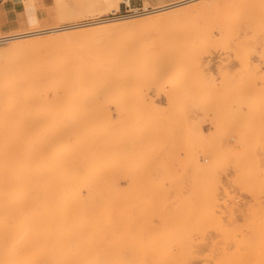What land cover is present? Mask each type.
Segmentation results:
<instances>
[{
    "label": "rangeland",
    "instance_id": "374dc122",
    "mask_svg": "<svg viewBox=\"0 0 264 264\" xmlns=\"http://www.w3.org/2000/svg\"><path fill=\"white\" fill-rule=\"evenodd\" d=\"M177 1H181V0H128V1L41 0L40 4L35 7L33 22L30 23L29 26L27 27L12 31L15 33V32L29 31L31 28L34 30L37 28L39 29L50 28L54 26L78 25V24L88 23V21L91 22L92 20L95 19L107 18V17L108 18L121 17L120 18L121 20L136 21V23L131 24L130 27H128L130 24L126 27H122L125 31L128 30L129 28L130 29L138 28V27L140 28V26H144L143 25L144 23H148L150 20H154V17L156 16L164 17L165 15L172 16L176 14L177 16H181V14L180 15L178 14L182 13L183 15L185 13H192L194 10L200 9V5L201 6L211 5L214 7L217 6L218 8L221 7L220 11L218 9H215L218 13L208 12L206 13V15L204 14L205 16L202 15L204 16L203 20L205 22L207 21L206 23H208L212 32L214 33L213 34L211 32L214 37L213 36L212 38L207 37L209 35L211 36V34L207 33L210 32L209 27H206L208 28L207 32H205L206 28H204L205 31L202 29L203 34L204 32L205 34L207 33V36L204 34L205 35L204 37L203 36L201 37L202 30L196 31V35L195 34L193 35L190 30L188 32H186L187 30H184L186 33L190 32L192 37L193 36L196 37L197 35L198 37L200 36L199 38L200 41H197L198 40L197 37L196 38L184 37L185 40L187 39V41L189 40V42H191L190 47L186 46L188 45V43H186L185 41L183 42L185 44L186 49H188L189 47L188 49L189 51L188 50L185 51V48H183V54L185 51L187 52L186 53L187 56L183 55L182 53L180 54L179 50L181 49L179 50L174 49L173 46L176 45L170 46L171 44L170 39L172 40L174 38L172 36H175L176 34L179 35L178 32L176 34H173L175 32L172 31V33L170 34L171 31H169L170 29L167 28V29H163V32L162 31L161 33L159 32L158 35L154 33L151 37H149L147 41L148 44L146 45L151 46L149 48H151L153 51L147 48L146 46L144 51L150 50L149 51L150 53H148L147 55L146 52L144 53L143 58L141 60L142 62L140 64L143 63L146 64L145 62L148 60V59L146 60V58H151V57H152V61L155 62L154 60L158 55L159 57L157 56V58L159 62L160 59L165 60L163 63L161 61L160 64H166L167 62L166 64L167 66L165 65L164 67H162L159 64L158 67V64L156 65L155 63L150 64L149 66L147 65V68H149L151 65L158 67L157 68L158 71L155 70L158 73L154 72L152 74L150 72L152 70L151 68L152 66L150 67L151 70L149 71L147 68H144L146 67V65L143 64L139 66L140 69L142 66H144L143 67L144 69L142 68L141 70H145V69L147 70L141 72V70L139 69V75H138L139 78L137 75L134 76L135 74L132 77L130 76L132 73L127 74L128 79L127 78L125 79L126 82L127 80L128 82L125 83V81H123L124 82L123 88L124 87L128 88L132 86L133 89H126L127 91L129 90V92L125 91L124 89L123 96L121 94L123 90L119 91L120 94L119 92H117L118 93L117 94L115 91L113 96L111 94L114 91H112L110 94L111 97H109V95L108 96L91 95V97L93 98H88V96L86 98L85 96L87 102L89 99L93 101L94 98L98 99L99 102L98 100L96 101L94 100L93 102L97 104L95 105L91 101L92 102L91 105L90 103L89 104L87 103L88 105L86 107H82L83 110L81 111L80 109L82 104L83 105L86 104V101L83 102L84 95L81 97L83 98V100L82 101L79 100L82 104L77 100L79 104L76 102L74 103L75 105L70 103V100L68 101V97L65 96L62 104L59 102L57 106L53 108L52 107L49 108L52 110L41 112L39 114L40 116H38V119L34 117L35 122L33 123V128L30 127V129L26 128L27 124L26 125L23 124L20 118H17L14 121H10L9 123L0 122V169H1L0 171L2 172V173L0 172V215H1L0 216V264H225V263L248 264V262L249 264H253L251 262L255 260L256 262L254 264H263L260 262L258 263L257 259L258 258L260 259L261 255L264 256V251H263L264 247L261 248L262 246H264V241H263L264 234L262 233L264 231H261L264 230L263 228L264 221H261V219L264 220L263 219L264 214H262L264 213V205H263L264 191L261 192V190L264 189L263 188L264 169H260V168H264V164H263L264 162L262 160V158L264 159V141H263L264 131L262 130L264 129L263 126L264 123L261 121L264 118L262 116V114H264L263 111L264 110V106H263L264 105V54H263L264 38H261L264 36V30L257 31L258 29L256 30L250 25H247L246 26L247 30H245L242 24V26L240 25V29L238 31L237 29H235V27L230 26L231 24L229 22L230 21L231 23L233 22L234 14L228 12V14H230L231 16L228 15L226 12L228 10L226 8L232 5L244 7L241 1H239L240 3L239 2L232 3L234 0H193L163 10L152 11L154 9H157L162 6L170 5L171 3H175ZM117 2L119 4V7L117 9H113L115 7V3ZM257 3L258 0L254 2L252 0V2L250 3L251 5L249 7L256 8ZM262 14L258 13L255 19L257 17L258 19L259 17H262L261 19H264L263 16L264 14L263 15ZM255 15L253 13L252 14L249 13L246 16L248 17L250 16L249 18L254 19ZM200 19H197L199 23L201 21ZM221 21H224L223 25L225 23L226 27L228 26L229 28H225L222 25ZM218 23H221V25ZM205 24L202 23L200 25L203 26ZM212 24H214V26ZM232 25H234V23H232ZM89 26L90 25H85L84 27L74 26L75 28L71 27L63 31L41 33L38 34L37 36H47L49 34L67 32L70 31L71 29L78 30L81 28H87ZM230 27H232L233 30ZM222 28L226 30L225 32H227L228 34L227 37H229V34H233L232 37H229L230 41L228 40L227 37H225L226 36L225 34H222V32L225 33ZM123 29H121L120 31L122 32ZM115 30L118 31L119 27ZM235 30H237V34L233 32ZM253 30H256L259 33ZM220 31L222 32L220 33ZM243 31L245 32V35L249 34L248 37L242 36L244 34V33L241 34ZM255 32L257 33L258 36V37L256 36L257 38L254 36L256 34ZM181 33L180 34L183 35V31ZM186 33H184V36H186ZM220 34L222 36L225 35L224 40L225 42H227L226 40H228L229 44H225V42L224 44H220V42L223 40ZM181 35L179 36L182 37ZM37 36L32 35V36L24 37V39L33 38ZM240 36H242L241 39L244 40L243 41L244 43L247 42L245 43L247 44V47L251 46L252 48L249 47L248 50V48H244V46H241L243 50L242 49L239 50L238 48H240V46L237 45L241 41V39L239 41ZM178 38L177 37L174 38L175 40H173L174 42L172 41V44H175V41L176 40L178 41ZM213 38L214 40H212ZM216 38H217L216 43L219 44L218 48H216L217 44L213 45L212 42L215 41ZM246 38H249V40L246 41ZM180 39L181 38H179V40ZM209 39H211L212 41L210 40L209 42ZM191 40H193L194 43ZM218 40H220V42ZM237 40L239 41V43L237 42ZM248 41L251 42L249 43ZM10 42L7 41L0 43V48L8 46ZM180 42H182V39L180 40ZM183 43L181 44L183 45ZM177 44L179 45V43ZM193 45L195 46L198 45V46L195 47ZM170 47L173 48V50ZM177 47L178 46H176L175 48ZM236 49H238V51ZM250 49H251V53L249 54ZM171 51L172 52L174 51L175 54L174 52L171 53ZM246 51H247L246 55L245 53L244 55H241L243 54V52ZM158 52L161 54L159 55ZM164 52L166 55L164 54ZM204 53L207 56L204 57L205 55ZM169 54H172V56L170 57ZM181 55H183L184 57ZM144 56L146 57L144 58ZM247 56L248 57L250 56L249 59ZM174 57H176V59ZM245 57L248 61L245 59ZM173 58L175 60H173ZM196 58L197 60L199 59L202 61L197 62ZM194 60L197 62L199 66L201 67L203 66L204 68L198 67V70L195 69L193 67L195 66ZM178 61L181 62L183 65ZM148 62L151 63L150 60H148L147 63ZM174 62L176 63V65L174 64ZM244 62L246 66L244 65ZM248 62L249 64L252 63L257 64L256 65L257 69L255 68V74L253 75L255 76L257 73L256 76L258 77L252 78L253 77L252 76L249 78L252 72L250 73L251 68H249ZM179 64L182 65V67H179V69L184 68L185 73L183 72V69L182 71L178 70L176 66H181ZM154 66L153 68H156ZM160 66L162 68L165 67L167 68L166 71L165 69L163 70V72H166V75L165 73L163 75ZM168 66L169 67L171 66L170 69L172 67L173 69L177 68L178 73L177 74L175 72L173 73V71L176 69L174 70L171 69L172 73H170L169 71L170 69L168 68ZM82 67H84V65ZM195 67L197 68V66ZM254 67L252 65L253 69ZM84 68H82L84 72L88 70L86 74L91 72V71L89 72L90 68L87 69L88 67H86L85 68L86 71L84 70ZM199 68H201L202 71L201 73L202 76H200V78L198 77V75H196V74L200 75V72L196 73V71L200 70ZM159 69H161L160 70L161 73H159ZM189 70H191V73L193 72V76H191V78L188 77L192 75L190 74V72H189L190 75H188V73H187L188 76L186 75V72ZM244 70L247 71V74H249L248 76L247 74H245L246 78L244 77L245 78L244 80L248 78L250 82H248L249 80L247 81L241 80L243 79L241 78L242 74L246 73ZM84 72H81V74H83ZM147 72L149 73L148 74L149 76L147 75ZM179 72H181L183 76H181ZM221 72H223V74ZM208 73L210 74L208 75ZM156 74L157 75L160 74V76L158 75L159 77H162L161 75H163V78H160L158 81ZM84 75L85 74H83L82 76ZM91 75H92L91 73L88 74L90 79L86 78L87 75L84 77L82 76L80 77L84 79L86 78L90 81ZM237 75L240 77L238 78ZM152 76L153 79L156 80V82H152V86L150 87ZM179 76L182 78H180ZM196 76L197 78H195ZM176 77H179L177 78L178 80L176 79ZM202 78L205 79L204 83L207 84L203 83ZM226 78H228L229 83H226L227 80ZM132 79L134 80L132 81ZM140 79H142L143 81ZM167 79H169L170 81ZM139 80L142 81L141 84ZM239 80H241L240 83L244 84L245 82V85L246 82H248L249 84L248 87H251L250 86L252 85L251 81L254 80L252 82H254L253 85H255L256 82V87L254 89L257 88V94L254 92L253 89L252 90L254 93L253 92L250 93L249 91H246V90H251V88L247 87L246 89L245 88L246 86L244 85L240 84L238 86ZM138 84L141 85V87ZM142 84L144 85V87ZM147 85H149V87ZM235 85H237V87ZM138 86L140 88H137ZM238 87H239V91L242 90L241 92L237 91ZM242 87H244V89ZM142 88L143 91H141ZM131 90H132V94L134 93V91L137 90L136 95L133 94L134 96H136L135 97L136 100H138V101L134 100L136 101V103L130 101L132 100V98H130L131 96H129L128 94H130ZM244 90L246 91V93L249 94L250 98H253L252 96H250L251 94L257 95V98L256 95H254L253 98L255 102H257L256 100L260 98L258 97V95L262 96L261 98H263L261 99L262 102L258 100V102L259 101L260 102L257 105L254 104L255 106L250 104L253 108L255 107V109H253L252 107L250 108L251 112H249L250 111L249 108H248L249 111L246 108V105L248 104V103L245 104L246 101L244 103L242 102L241 108L243 107L242 108L243 110L240 109L241 103L240 104L239 102L237 103L238 95L241 96L242 98L241 101L245 100L246 95L244 94L245 93ZM172 91H174V94ZM143 92L145 95L144 97L142 96ZM125 93L129 96L128 98L126 97L127 95H125ZM236 93L239 94L237 95ZM241 93L244 94L243 95L244 99ZM116 94L120 95V97L122 98V102L124 101L121 105H120L121 100L119 99V96L117 97ZM217 94H221V95L219 96ZM114 96H116L120 100V103L118 102L119 100H117L116 97ZM218 96L219 97L222 96V98H218ZM112 97H114L116 100L113 99ZM123 97H126L127 99L126 98L124 99ZM100 98L102 99V101L100 100ZM140 98L142 101L139 100ZM253 99L250 100V102L253 101ZM65 100L68 102L69 104L68 106ZM247 101L249 102L248 98ZM254 101L252 103H255ZM124 103L130 104L127 105L129 108L128 111H125L126 107H124L125 105ZM71 104L73 105V108H71L72 107ZM138 104H140V106ZM144 104H146V106H144ZM131 105L133 106L136 105V106L132 107ZM259 105L261 107H259ZM69 106L72 109V111H70V109L68 108ZM75 106L77 108L79 107V110L77 108L75 109ZM135 107L138 108L137 110L138 112L140 111L139 109H141L142 112H144L143 109L147 111H149L150 109H154V110L153 111L150 110L149 111L150 113L149 112L146 113L147 111L144 113L146 114L143 115L145 116L144 121L143 119H141L142 115H140L141 116L140 117L136 114V116H138V118H140L141 120H138V118H136L135 121L134 118L131 119L130 117H128L130 115L129 112H131L132 110L134 111L133 108ZM237 107L239 108L240 111L238 110ZM121 108L122 110L123 109L124 110L123 111L121 110L120 113ZM73 109L75 111H78L79 113L78 112H77L78 114L74 113L75 111ZM245 109L246 111H244ZM257 110H259V113ZM256 111L258 114H255L254 116L255 118L256 115L260 116V112H261V116L263 117L262 118L260 116L261 120L257 119L259 117L256 118L257 123L260 120L258 126H256L257 124L255 123L256 121H254L255 119L253 117L254 115L253 112L256 113ZM127 112L129 113V115ZM119 114L121 115V118ZM243 114L245 116H243ZM236 115L240 117H236ZM111 116H113V118ZM41 117L45 118V121H43L45 124L39 121ZM243 117H248V118L246 119ZM76 118L77 120L79 119L78 121H80V126L78 125ZM125 118L126 119L130 118L129 120L133 121L132 123L134 125L131 123L133 127L130 123L128 124L125 123L129 121V120L125 121ZM149 118L151 121L153 122L155 121L158 125L155 124L156 125L155 126L153 122H148ZM238 118L240 119V122L242 121L243 123L237 121L236 119ZM249 118H251L250 121L252 120L254 121L253 124L252 122L250 123ZM74 120H76L75 123ZM119 121L121 122V124L119 123ZM137 121H139L141 127L137 128V125L140 126V124H138ZM141 121L145 123L146 122L151 124L153 123L152 126H154L155 128H157V126L159 127L155 131V128H153L151 124L150 125L145 124L144 126V124L142 125ZM187 124L190 127L189 129L193 128L194 131L192 129L186 131ZM247 124L251 127V129ZM73 125H75V127ZM76 125H78V127ZM120 125L121 127H119ZM124 125L127 127V129L129 127L128 130L126 129L127 131L125 130V128H123ZM146 126L148 127L151 126L149 135L151 134L152 129L154 132L160 130V132L158 131V134L153 133L152 131V134H154L156 138H154V136L153 138H151V135L149 136L147 135L148 133L147 134L145 133L147 130H149V128H145ZM196 126H199V128L196 129ZM73 127L74 130L75 129H80V130L77 131L75 130L76 132H74L72 131ZM91 127H93L94 130L96 129V131L90 132ZM244 127L245 129L248 130L247 135H249L250 130H252V127L253 128L257 127V130L259 131L258 133L256 132L257 130L255 131L257 133V136L254 130L251 131V133L253 132L254 134L253 133L252 134L255 135L257 138H255V136L251 137L252 134L250 135V137L249 136L246 137V133H244L246 132V130L244 129ZM61 128H64L66 131V133L63 136L60 135ZM93 128L91 130H93ZM109 128H110V132H111V128H113L112 131L115 134L120 135L121 139H119V136H117L118 139L115 140L117 137L114 138L116 135L113 136L112 133H110L107 130ZM131 128L134 130H132ZM140 128L142 129L143 133H141ZM143 128L147 130L144 131ZM259 128L261 129L259 130ZM70 129H71V133L69 131ZM237 129L239 132L242 131L244 134L241 132L237 133ZM123 130H125V132H129V131L130 132L129 134L128 133L123 134ZM213 130L215 131L213 132ZM192 131H193V134H191L192 136L195 134V136L197 137L198 134V137L202 136V138L199 139L203 140L204 142L203 141L199 142L198 140H195L196 137H192V139L191 138L189 139V137L187 136H189V132ZM261 131H262V135H260ZM82 132L83 133L85 132L86 136L80 135L83 134ZM205 132H207L208 134L207 133L205 134ZM95 133L96 136H94ZM26 134L27 136L30 135L32 139L26 137L25 136ZM70 134L72 136H70ZM47 135L52 136V141L48 143L49 144L48 146L47 144H45L46 143L45 141L44 142L42 141L43 138ZM90 135H92V137H90ZM106 135L107 137L109 136L108 138H112L114 142L116 141V143L110 141L108 142L107 141L108 138L106 139ZM125 135L127 138L132 136L133 139V136H135L134 138L137 139L132 140L131 137L128 138L131 142L130 143L128 139L125 137ZM160 135L161 138L159 137ZM259 135L260 137H262L261 139L258 138ZM137 136L139 137L142 136V137L140 139ZM25 137L28 139H26ZM80 137L82 138V141ZM157 137H159L160 140ZM207 137H210L208 139L211 142L210 141L205 142V140H207ZM143 138L147 140V142L145 140V144L144 142H140L141 140L143 141ZM150 138L152 140L154 139V142H152ZM112 139L109 140L112 141ZM125 139H127V141H125ZM193 139L196 142L197 141L198 142L195 143ZM255 139L257 143L256 147H258V150L254 148L256 145L255 143L252 144L254 145V147L252 146V149L251 147H249L250 142L251 141L253 142ZM26 140H30V145L32 144L31 147L33 150L31 174H29L30 177H28L26 173L17 174L13 171V169L11 170V168H14L11 162L13 161L15 166L16 159L11 158V156H9L10 155L9 153L11 152H15V151L24 152V150H26L25 147H27V144L29 143L28 141L27 143ZM136 140H140L139 145H134L136 143ZM148 140H151V142ZM190 140L191 142L193 141L194 143L193 142L191 143ZM261 140L263 142H261ZM106 141L108 142L107 145L109 144L110 146L106 145ZM133 141H135V143ZM155 141L157 142L155 143ZM82 142L87 143V145L91 148V150L89 151L91 152L93 151L92 154L91 152L88 153L87 148L88 149L90 148L86 147L87 145L85 143H84L85 145L82 144ZM119 142L121 143V145L124 146V147L122 146L124 152L121 148L123 153L119 150L120 155L116 153L118 149H120L121 147ZM132 142H133V146L131 147L130 144H132ZM209 142L212 144L210 145ZM243 142L244 143L249 142V143L244 144ZM19 143L20 144L27 143V144L26 145L24 144L25 145L24 147L23 145H21L22 146V148L20 147L21 150H16L19 149L18 147L20 145L19 146L16 145ZM40 143H43L44 145ZM90 143L91 144L94 143L95 148L94 145H92L93 146L92 147ZM189 143H190L189 146L192 148L196 144L197 146H199L198 145L199 143L201 145L200 146L201 149L200 148L192 149L188 146ZM202 143H204V145ZM81 144L82 146L86 147L87 153L85 151V147L84 149L82 148V150L85 152L83 153L82 151L79 152L80 148H78L77 149L78 153H77L75 148L78 146L80 147ZM117 144L119 146H115L117 149V150L115 149L116 151L115 152L114 151L115 147L112 146ZM13 145H15L16 149L15 147L12 148ZM218 146L219 148H217ZM246 146H248L247 149L249 148L248 150L249 152L248 151L246 152L250 154L251 151H253L251 157H249V154L245 153L244 148ZM11 148L15 150L11 151ZM139 148H145L143 149L145 150V152L147 151L146 149L149 148L148 149L149 151L146 152V155L149 152L150 153L146 157H143L144 155L142 154H145L143 151L140 157L138 153L134 152L136 150L140 152L141 150H139ZM1 149L3 151H5V149L7 150L9 149L8 150L9 152L6 150V152L1 153L2 151ZM108 149L111 151L109 152ZM187 149L189 150L197 149L199 151L195 150L190 153V151H188ZM200 150L202 152H200ZM206 150H212V151H208L212 153L207 154ZM113 151L115 152L114 157L117 154V158H114V160L111 158L113 157L114 154ZM130 151L133 152L131 153ZM231 151L233 152V154ZM7 152H8V157H10L7 158L9 160L6 159ZM65 152L67 153L65 154ZM107 152H109V154H107ZM255 152H259V153L255 154ZM110 153H112L111 156ZM151 153L153 154L152 156ZM1 154L4 155L1 156ZM228 154L229 156H227ZM253 154H255V156ZM259 154L261 156V159ZM122 155L123 158L125 157L126 158L122 159L121 158ZM207 157L210 159H207ZM130 158L133 159L128 160ZM246 159L249 160L250 162L247 161ZM6 160L7 162H5ZM116 160H118L119 163ZM260 160L262 163H260ZM3 162L6 165L10 163L9 165L10 166L12 165V167L10 168L9 165L5 167V164ZM235 163L238 165H236ZM241 165L242 167H240ZM243 165L245 166V168ZM247 165L250 167H248ZM254 165L256 167H254ZM209 166L210 168H208ZM259 166L260 168L258 169ZM8 167L10 168L9 170L7 169ZM3 168L6 169L7 172L6 170L4 171ZM256 169L258 172L256 171ZM201 170L202 172L209 170L207 172L210 173L204 172L202 178L199 176ZM194 171L197 174L200 172L198 176H195ZM216 171L217 174H215ZM236 171L240 175L243 174V172H247L244 173L246 175V176L244 175V177L247 178V181L244 180L245 178L243 177V175H241L243 179L239 177L241 182L239 179L237 180L238 178L237 175L239 174H237ZM247 174L249 177L247 176ZM251 174L253 176H251ZM14 175H16L17 177H14ZM18 175L19 176L21 175V177H19ZM208 175L210 176L215 175L214 178H216L217 181L215 183L212 181L211 183L217 184L215 185V187H217L216 190L214 185L211 186L210 183V181L213 180L214 178L209 179L210 176ZM203 179L204 180L209 179L208 180L209 182H207V184L205 185L206 182L203 181ZM253 179L257 181L256 182L251 181L252 183L248 181ZM258 179H260L262 182ZM242 180L243 182L244 181L245 182L243 183ZM217 182L218 183L222 182V183L218 184ZM15 183L18 185H16ZM240 183L242 184L243 187L241 186ZM25 184H27L28 188L27 187L24 188ZM28 184L30 185L28 186ZM18 186L21 188H19ZM204 186L206 187L205 189ZM253 186L255 187V190H253L254 189ZM17 188L19 189L17 190ZM211 188L212 189L214 188L213 191L211 190ZM20 189L23 192L20 191ZM23 189L24 190L26 189V192ZM16 190L20 192H17ZM210 190L213 194L211 192L209 193ZM10 191L13 193H10ZM205 193H208L210 195H207ZM205 195H207L206 198L207 197L209 199L211 198L209 202H208L209 199L207 200L204 197ZM205 199L208 203L211 204L210 206L207 205L206 203L205 207L208 206V209L202 208V206L205 204L204 203L205 201L203 202V200ZM10 201L12 203H10ZM213 201L214 202L216 201V203H214ZM255 201L257 202V204ZM201 202H203L202 206H201ZM253 204L257 206H254ZM214 205H216L218 208H216V206ZM251 205L254 208L251 207ZM201 208L205 210L206 213L204 211L202 212ZM229 208H230V212L233 211V213L228 212ZM212 211H214V213ZM207 212L210 214H207ZM251 212L254 213L255 215L252 214ZM25 214L27 215V217ZM211 214L212 216L216 214V217L214 216L215 218L213 219ZM233 214L234 216L232 217L231 215ZM249 214L251 216H248ZM208 216L209 219L206 218ZM220 216L222 217V219L219 220L218 218H221ZM202 217L204 218V220ZM234 217L235 219L231 220V218ZM259 217L262 218L260 219ZM12 218L15 220H13ZM223 218H225V220ZM205 219H207L206 222ZM253 219L256 221V225L252 223ZM218 220L219 222H217ZM230 221L233 222L231 223ZM249 221L251 222L249 223ZM225 222H228L230 225ZM246 222H248L249 224H247ZM234 223H236V225H234ZM222 225H225L224 229ZM226 225L228 227H226ZM213 226L214 227L217 226V228H214ZM251 226H253V228ZM255 226L257 227L255 228ZM258 226H260L259 227L260 229H257ZM225 228L228 229L226 230ZM231 229L234 230V233L233 231H231ZM240 229L242 230L244 229L243 230L244 232ZM237 230L240 231L238 232ZM225 231H227L228 233L227 235L226 233L225 234L223 233ZM229 232L232 233L230 234ZM242 232L244 233V235ZM234 234L235 236L236 235L237 236L235 237ZM257 238L259 242L256 241ZM238 239H242V241L244 240L243 241L244 243L242 241H239ZM239 242L240 244L243 243L244 246L248 245L250 247L245 248L244 246H241L239 244L241 246L239 250L238 249ZM253 243H256V245H254ZM257 246L261 248L260 251L258 250L259 248ZM222 248L224 249L225 254L227 251L230 253L227 254L228 256L232 255V252H230V250L233 251V256L234 255L235 256L234 257L231 256V262L229 261V259H227L228 256L225 257L226 255H224V253L222 252L223 251ZM241 248H243V250ZM253 248L255 251L253 250ZM261 250L263 253L261 252ZM234 251L237 254H234L235 253ZM255 252L256 255H254ZM257 252L260 253V255H258L259 257L257 256L258 254ZM221 253L223 256L221 255ZM246 253L248 255L251 254L249 256V259L250 257L251 259H254L252 257H255V259L246 262L248 260V255L244 256L246 257V261L245 258H243V255H245ZM222 257L223 258L225 257L226 259L224 258L223 260ZM235 258H237L240 261H238L237 259L235 260ZM226 260L229 262H227ZM263 260L264 258H262V261Z\"/></svg>",
    "mask_w": 264,
    "mask_h": 264
},
{
    "label": "bare ground",
    "instance_id": "6f19581e",
    "mask_svg": "<svg viewBox=\"0 0 264 264\" xmlns=\"http://www.w3.org/2000/svg\"><path fill=\"white\" fill-rule=\"evenodd\" d=\"M120 1V0H119ZM124 1V0H123ZM125 1H128V0H125ZM189 1H193V0H181V1H177V2H175V3H171L170 5H166V6H162V7H159V8H157V9H154V10H152V11H156V10H163V9H166V8H169V7H172V6H176V5H180V4H183V3H186V2H189ZM239 1H241V3L244 5V7H240V6H226L227 8V10L228 11H226L227 12V14H228V12L229 13H232V14H234V19H233V22L232 23H234V25H232V23H231V21L229 22L231 25L230 26H232V27H235V29H237L238 31H239V29H240V25L242 26V24H243V28H245V30H247V25H250V26H252L254 29H258L257 31H261V30H264V19H261L262 17H259V19H258V17L255 19V17L258 15V13H263L264 14V0H258V3L256 4V8H250L249 6L251 5L250 3L252 2V0H234L232 3H234V2H239ZM254 1H257V0H253V2ZM240 3V2H239ZM237 4V3H236ZM235 5V4H234ZM247 6V7H246ZM255 6V5H254ZM119 7V4H118V2L117 3H115V7L113 8V9H117ZM112 9V8H111ZM215 9H218L219 11H220V9H221V7H214V6H211V5H208V6H205V5H200V9H196V10H194L192 13H185V14H183L182 15V13H179L178 15H180L181 14V16H177V14L176 15H172V16H170V15H165L164 17H158V16H156V17H154V20H150L148 23H144L143 25L144 26H140V28L138 27V28H129L128 30H125L124 31V29L122 28V27H126V26H128L129 24V26L128 27H130L131 26V24H133V23H136V21H128V20H121L120 18L121 17H115V18H100V19H95V20H90L91 22H89L88 21V23H83V24H78V25H71V26H54V27H50V28H37V29H30L29 31H24V32H15V33H9V34H7V35H0V43H2V42H7V41H11L10 42V44L8 45V46H5V47H2V48H0V122H2V123H9L10 121H14V120H16L17 118H20V120H21V122L23 123V124H27L26 125V128H29L30 129V127L31 128H33V123L35 122V120H34V117H36L37 119H38V116H40L39 114L41 113V112H44V111H49V110H52V109H49V108H53V107H55V106H57L58 104H59V102L62 104L63 103V99H64V97L66 96V97H68V101L70 100V103H72L73 105H75L74 103H76L77 102V100L79 101H82L83 100V98H81L83 95H84V100H83V102L84 101H86V98H87V96H88V98H93V97H91V95H103V96H108L109 95V97H111V95L113 96V94L115 93V91H116V93L117 92H119V91H121V90H123L122 91V96H123V94H124V89H125V91H127L126 89H133V87L132 86H130V87H128V88H123V81H125V83H127L128 82V80H127V82H126V79L125 78H127L128 79V77H127V74H129V73H132L130 76L132 77L134 74V76H138L139 75V69H140V67L139 66H141V65H143V64H140L142 61V58H143V55H144V53L146 52V55L148 54V53H150L149 51L150 50H145L144 51V49H145V47L147 46V48H149V47H151V46H148V45H146V44H148L147 43V41H148V39H149V37H151L154 33H156L157 35L159 34V32L161 33V31L163 32V29H170L169 31H171L170 32V34L172 33V31H174L175 33H173V34H176L177 32L179 33V35H181L182 33V31H183V35H181L182 37H180L179 35H175L177 38L179 37V38H181L182 39V42H180V40H179V38H178V41L176 42L175 41V44H172V41L173 40H175L174 38H176L175 36H172V37H174L172 40L170 39V41H171V44H170V46L172 45H176V46H178L177 48H175L176 46H173L174 47V49H181V50H179V52H180V54L182 53L183 54V48H185V44L183 43L184 41L186 42V43H188V45H186V46H189L190 47V45H191V42H189V40L187 41V39L185 40V38L184 37H186V38H196L197 37V41H200L199 40V38H200V36L198 37V35L195 37V36H193L192 37V35H191V33L189 34V33H186V32H188L189 30L192 32V34L194 35H196V31H199V30H204V28H206V27H209V29H210V32H207L208 31V28H206L204 31L205 32H207V33H209V34H211V36L209 35V36H207V33L205 34V32H204V34L207 36V37H211L212 38V30H211V28H210V26L208 25V23H206L204 20H203V17L206 15V13H218ZM148 12H151V11H148ZM102 13V12H101ZM147 13V12H146ZM222 13V12H221ZM225 13V12H224ZM244 13H246V14H244ZM250 13V14H254L255 15V13H256V15L254 16V19H252V18H249L248 16H246V15H248V14ZM95 14V13H94ZM205 14V15H204ZM262 14V15H263ZM202 15H204V16H202ZM217 15V14H216ZM228 15H230V14H228ZM231 16V15H230ZM260 16V15H259ZM264 16V15H263ZM124 17V16H123ZM153 17V16H152ZM200 17H201V19H200ZM233 17V16H232ZM125 18V17H124ZM197 19H200L199 21H200V23L197 21ZM211 19V18H210ZM232 19V18H231ZM203 20V21H202ZM221 20V19H220ZM197 21V22H196ZM228 21V20H227ZM207 24V26H206V24L205 25H203V26H205V27H203L202 25H200V24ZM222 22V25H223V22L224 21H221ZM76 23V22H75ZM218 24H220L221 25V23H218ZM217 24V25H218ZM85 25H90L89 27H87V28H81V29H78V30H70V31H67V32H60V33H57V34H49V35H47V36H37L38 34H41V33H49V32H54V31H63V30H66V29H69V28H71V27H74V26H80V27H84ZM213 26H214V24H212ZM229 25V24H228ZM225 28H229L228 26L226 27V24L224 23V25H223ZM245 26V27H244ZM119 27V30L117 31V30H115V29H117ZM202 27V28H201ZM223 27V28H224ZM232 27H230V28H232ZM249 27V26H248ZM75 28V27H74ZM123 29L122 30V32L120 31L121 29ZM222 28V29H223ZM115 30V31H114ZM184 30H187L186 32L184 31ZM203 30L201 31L202 33H201V37L203 36H205L204 34H203ZM231 30V29H230ZM232 30H233V28H232ZM237 30H235V31H233V32H235L236 34H237ZM244 30V31H245ZM256 30H253V31H256ZM120 31V32H119ZM181 31V32H180ZM223 31L225 32L226 30H224L223 29ZM240 31H242V30H240ZM242 32L241 34H243L242 36H244V37H248V35H245V32ZM256 31V32H257ZM212 32V33H211ZM222 31H220V33H221ZM255 32V33H256ZM181 33V34H180ZM184 33H186V36H184ZM232 33V32H231ZM234 33V34H235ZM257 33H259V32H257ZM257 33L254 35V33H253V35L256 37L257 36ZM189 34V35H188ZM214 34V33H213ZM222 34H225V35H221L222 36V38H223V40L220 42V40H218L219 42H220V44H224V42H225V38H224V36L225 37H227L228 36V34H227V32H225V33H223L222 32ZM262 34V33H261ZM32 35H36L37 37H33V38H26V39H24V37H28V36H32ZM191 35V36H190ZM231 35V36H230ZM188 36V37H187ZM217 36V35H216ZM220 36V37H221ZM233 36V34H229V37H232ZM238 36V35H237ZM242 36H240V38H239V41H240V39L242 38ZM260 36V35H259ZM262 36V35H261ZM154 37V36H153ZM171 37V38H172ZM214 37V36H213ZM229 37H227L228 38V40L230 39ZM243 37V38H244ZM258 37V36H257ZM256 37V38H257ZM21 38H23V39H21ZM170 38V37H169ZM184 38V39H183ZM206 38V37H205ZM204 38V39H205ZM226 38V39H227ZM261 38H264V36L263 37H261ZM17 39H19V40H17ZM163 39V38H162ZM208 39V38H207ZM210 40L211 39H209V42H210ZM212 40H214V38L212 39ZM211 40V41H212ZM228 40H226L227 42H225V44H229L228 43ZM236 40V39H235ZM247 40H249V38H246V41ZM193 43H194V41L193 40H191ZM230 41V40H229ZM239 41L237 40V42L239 43ZM244 40H242L241 39V41H240V43L237 45V46H240V48H238V47H236V48H238L239 50H241L242 49V47L241 46H244V48H248V50H249V47H251V46H249V47H247V44H245V43H247V42H243ZM165 42H167V41H165ZM174 42V41H173ZM202 42V41H201ZM213 42V45H215V44H217L216 42H217V38H216V40L215 41H212ZM223 42V43H222ZM236 42V41H235ZM249 42V41H248ZM251 42V41H250ZM249 42V43H250ZM177 43H179V45L177 44ZM181 43H183V45L181 44ZM241 43H242V45H241ZM4 44V43H3ZM165 44V43H164ZM169 44V43H168ZM195 44H196V42H195ZM237 44V43H236ZM244 44V45H243ZM207 45V44H206ZM212 45V44H211ZM218 45L219 44H217V46H216V48H218ZM231 45V44H230ZM229 45V46H230ZM183 46V47H182ZM193 46H195V45H193ZM198 46V45H197ZM197 46H195V47H197ZM208 46H209V44H208ZM208 46H207V48H208ZM246 46V47H245ZM156 47V46H155ZM165 47V46H164ZM169 47V46H168ZM189 47H188V49H189ZM212 47V46H211ZM210 47V48H211ZM157 48V47H156ZM171 48V47H170ZM206 48V49H207ZM215 48V47H214ZM213 48V49H214ZM220 48V47H219ZM222 48V47H221ZM252 48V47H251ZM149 49H151V48H149ZM154 49V48H153ZM169 49V48H168ZM172 50H173V48H171ZM188 49H186L185 48V51L186 50H188ZM238 49H236L237 51H238ZM152 50V49H151ZM155 50H157V49H155ZM164 50V49H163ZM170 50V49H169ZM175 50V51H176ZM208 50V49H207ZM243 50V49H242ZM153 51V50H152ZM151 51V52H152ZM184 51V54L183 55H186V53L187 52H185ZM189 51V50H188ZM168 52V51H167ZM174 52V51H173ZM172 51H171V53H173ZM240 52V51H239ZM253 52V51H252ZM159 53V52H158ZM206 53V52H205ZM204 53V54H205ZM210 53V52H209ZM242 53V52H241ZM244 53H245V55H246V53H247V51L246 52H243V54H241V55H244ZM251 53V49H250V51H249V54ZM161 53H159V55H160ZM164 54H165V52H164ZM174 54H175V52H174ZM202 54H203V52H202ZM212 54V53H211ZM264 54V53H263ZM154 55H156V54H154ZM166 55V54H165ZM183 55H181V56H183ZM198 55V54H197ZM158 56V55H157ZM157 56H156V59L154 60L155 62H153L152 61V57L151 58H146V60L148 59V60H150L151 61V63L150 62H148L147 63V61L145 62L146 64H144V65H146V67H144V66H142L141 67V69L144 67V68H147V65L149 66L150 64H158V67H159V64L161 63V61H162V63L165 61V60H161L160 59V62H159V60H158V58H157ZM169 56L171 57L172 56V54H169ZM168 56V57H169ZM187 56V55H186ZM205 56H207L206 54L204 55V57ZM146 56H144V58H145ZM155 57V56H154ZM159 57V56H158ZM184 57V56H183ZM182 57V58H183ZM248 57V56H247ZM250 57V56H249ZM249 57H248V59H249ZM175 59H176V57H174ZM173 58V60H175ZM181 58V59H182ZM185 59V58H184ZM190 59V58H189ZM203 59V58H202ZM245 59H246V57H245ZM183 60V59H182ZM196 60H197V58H196ZM247 60V59H246ZM172 61V60H171ZM180 61V60H179ZM178 61V62H179ZM195 61V60H194ZM200 61H202V60H197V62H200ZM248 61V60H247ZM197 62L195 61L194 62V64H195V66H197V68L195 67V66H193L195 69H197L198 70V67H201V66H199L198 64H197ZM204 62V61H203ZM250 62V61H249ZM249 62H248V64H249ZM179 63H181V62H179ZM193 63V62H192ZM206 63V62H205ZM205 63H204V65H205ZM251 63V62H250ZM166 64H167V62H166ZM166 64H160L162 67H164ZM174 64L176 65V63L174 62ZM182 64V63H181ZM181 64H179V65H181ZM255 64V63H254ZM254 64L252 63V64H249V68H251L250 69V73H251V76H249V78L250 77H252V78H254V77H258V76H256L257 75V73H256V75L254 76L253 74H255V68L257 69V67H256V65L257 64H255V67H254ZM84 65V67L86 68V67H88L87 69H89L90 68V70H89V72L92 74L91 75V80L89 81L88 79H86V78H89V76H88V74H90V73H88V74H86V72H88V70L86 71V69L84 68V67H82ZM169 65V64H168ZM183 65V64H182ZM182 65L181 66H176L177 68H178V70H180V71H182V69H183V72L185 73V70H184V68H181V69H179V67H182ZM243 65V64H242ZM244 65L246 66V64H245V62H244ZM243 65V66H244ZM250 65H251V67H250ZM252 65H253V67H254V69L252 68ZM152 66V67H151ZM150 67L152 68V70L150 69V67L149 68H147L152 74L154 73V72H156V73H158L157 71H158V67H156V66H154V65H151ZM153 66L154 67H156V68H153ZM160 66V67H161ZM167 66V65H166ZM244 66V67H245ZM161 67V69H162V72H163V70L165 69V71H166V67L165 68H162ZM171 67V66H170ZM170 67L168 66V68L170 69ZM188 67V66H187ZM203 67V66H202ZM201 67V68H202ZM248 67V66H247ZM246 67V68H247ZM82 68H84V70L86 71V72H84L83 70H82ZM143 68V69H144ZM177 68H174V69H176L177 70ZM201 68H199L200 70L199 71H196V73H199L200 72V75L199 74H196V75H198V77L200 78V76H202L201 75V73H202V71H201ZM204 68V67H203ZM140 69V70H141ZM147 69H145V70H141V72L142 71H146ZM153 69H154V71H153ZM161 69H159V73H161ZM168 69V70H169ZM172 70H174L173 69V67L171 68ZM169 70L170 71V73H172V70ZM185 69H187V68H185ZM253 69V70H252ZM155 70H157V71H155ZM176 70H174L173 71V73L175 72L176 74L178 73V70L176 71ZM203 70V69H202ZM242 70V69H241ZM84 72L83 74H85L84 76H86V78L84 79V78H82V77H84V76H82L83 74H81V72ZM168 71V72H169ZM245 71V70H244ZM254 71V72H253ZM189 72H190V74H192V75H190L189 74ZM231 72V71H230ZM246 73H244V74H242V77L241 78H243V79H241L242 81L246 78L245 77V74H247V71H245ZM143 73H145V72H143ZM164 73H165V75H166V72H163V75H164ZM180 74H181V72H179ZM187 73H188V75H190V76H188L187 75ZM222 74H223V72H221ZM81 74V75H80ZM149 73L147 72V75H148ZM210 73H208V75H209ZM237 74V73H236ZM260 74V73H259ZM159 76H160V74H158ZM157 74H156V77L158 78H156L158 81H159V79L160 78H163V75H161L162 77H159ZM186 75L188 76V77H190L191 78V76H193V72L191 73V70H189V71H187L186 72ZM207 75V74H206ZM226 75V74H225ZM249 74H247V76H248ZM80 76H82V77H80ZM93 76V77H92ZM149 76V75H148ZM150 76H151V74H150ZM181 76H183L182 74H181ZM231 76V75H230ZM238 76V75H237ZM180 77V76H179ZM179 77H176V79L177 78H179ZM240 76H238V78H239ZM245 77V78H244ZM93 78V79H92ZM138 78H139V76H138ZM152 78V80H154L153 79V76L151 77ZM150 78V79H151ZM180 78H182V77H180ZM189 78V79H190ZM193 78V77H192ZM195 78H197V76L195 77ZM210 78V77H209ZM228 78H229V76H228ZM228 78H226L227 80H228ZM90 79V78H89ZM134 79H136V78H134ZM134 79H132V81L134 80ZM142 79H143V77H142ZM142 79H140V80H142ZM173 79V78H172ZM203 80V83L205 82L204 80V78H202ZM220 79V78H219ZM88 80V81H87ZM99 80V81H98ZM139 80V81H140ZM151 80V85H150V87L152 86V82H156V80H154V81H152ZM167 80H169V79H167ZM178 80V79H177ZM188 80V79H187ZM213 80V79H212ZM226 80V83H229V80L227 81ZM233 80V79H232ZM236 80V79H235ZM241 80H239L238 81V86L241 84V85H244V86H246L245 88L247 89V87L249 86V84H248V82H250V80L247 78L246 80H244V81H247V80H249L248 82H246V85H245V82H244V84L243 83H240L241 82ZM143 81V80H142ZM142 81H140V84L142 83ZM161 81V80H160ZM170 81V80H169ZM168 81V82H169ZM180 81V80H179ZM252 81H254V80H252ZM251 81V84L252 85H250L251 87H248V88H251V90L253 89L254 90V92L257 94V88L256 89H254L255 87H256V82H255V85H253V83L254 82H252ZM144 82H145V80H144ZM167 82V81H166ZM181 82V81H180ZM189 82H190V80H189ZM139 83V82H138ZM179 83V82H178ZM187 83V82H186ZM185 83V84H186ZM231 83V82H230ZM153 84H155V83H153ZM160 84V83H159ZM168 84V83H167ZM180 84V83H179ZM202 84V83H201ZM204 84H207V83H204ZM203 84V85H204ZM232 84V83H231ZM259 84V83H258ZM132 85V84H131ZM135 85H137V84H135ZM135 85H134V87H135ZM139 85V84H138ZM143 85V84H142ZM176 85V84H175ZM191 85V84H190ZM189 85V86H190ZM210 85V84H209ZM230 85V84H229ZM126 86V85H125ZM128 86V85H127ZM140 87H141V85H139ZM137 87V88H140V87ZM148 87H149V85H147ZM156 86V85H155ZM189 86H187V87H189ZM214 86H215V84H214ZM236 87H237V85H235ZM252 86H254V87H252ZM143 87H144V85H143ZM146 87V86H145ZM158 87V86H157ZM162 87V86H161ZM186 87V86H185ZM200 87V86H199ZM241 87V86H240ZM179 88H181V87H179ZM229 88V87H228ZM243 89H244V87H242ZM241 88V89H242ZM149 89V88H148ZM183 89V88H182ZM201 89V88H200ZM230 89V88H229ZM245 89V90H246ZM178 90V89H177ZM192 90V89H191ZM197 90V89H196ZM202 90V89H201ZM223 90V89H222ZM226 90V89H225ZM236 90V89H235ZM244 90V91H245ZM251 90H246V91H249L250 93L251 92H253V90L251 91ZM256 90V91H255ZM112 91H114V92H112ZM137 91V90H136ZM136 91H134V95H136ZM141 91H143V88H142V90ZM237 91H239V87H238V90ZM236 91V92H237ZM242 91V90H241ZM241 91H239V92H241ZM246 91H245V95H246V98H245V100L244 101H241L242 100V98H241V96L240 95H238L237 93V98H238V100H237V103L239 102V104L241 103V105H240V109H242L241 108V106H242V102L244 103L245 101V104L246 103H248L249 104V106H248V104L246 105V108H247V110H248V108H249V110H250V108L252 107L250 104H252L253 106H255L254 104H259V102L261 101L262 102V100L261 99H263V98H261L262 96H260V95H258V97H260L258 100H260L259 102H258V100H256L257 102H255L254 101V95H256V94H251L250 96H252L253 98H250L249 97V94L248 93H246ZM111 92H112V94H111ZM127 92H129V90L127 91ZM145 92H146V90H145ZM173 92V94H174V91H172ZM235 92V91H234ZM253 92V93H254ZM218 93H220V92H218ZM259 93V92H258ZM111 94V95H110ZM118 94V93H117ZM116 94V95H117ZM119 94H120V92H119ZM132 94V90L130 91V94H128L129 96H131L130 98H132V100H130V101H133V102H135L136 103V101H138V100H136V96H134ZM195 94V93H194ZM242 94V97H243V93H241ZM247 94H248V97H247ZM125 95H127L126 93H125ZM124 95V96H125ZM126 96L127 98L129 97V96ZM133 95V96H132ZM141 95H142V93H141ZM211 95H213V94H211ZM217 95H221V94H217ZM227 95H229V94H227ZM226 95V96H227ZM85 96H86V98H85ZM119 96V99L121 100V103H120V100L117 98ZM143 97L145 96L144 95V92H143V95H142ZM218 96V98H222V96L221 97H219ZM239 96H240V98H239ZM102 97V96H101ZM114 97H116V96H114ZM114 97H112L113 99H115ZM117 97H116V99L117 100H119L118 102L120 103V105L124 102H122V98L120 97V95H117ZM126 97H123L124 99L126 98ZM196 97V96H195ZM81 98V99H80ZM103 98V97H102ZM111 98V99H112ZM126 98V99H127ZM142 98V97H141ZM141 98L139 99V100H141ZM216 98V97H215ZM226 98V97H225ZM247 98H248V100H249V102H250V100H252L253 99V101L255 102V103H252L253 101H251L250 103L247 101ZM256 98H257V95H256ZM115 99V100H116ZM239 99H240V101H239ZM243 99H244V97H243ZM66 100H67V98H66ZM65 100V102H67ZM90 100V99H89ZM88 100V102L86 101V104L85 105H83L80 101V103L82 104V106H81V109H80V111L81 110H83L82 109V107H86L89 103H90V105H91V103L95 100H98V99H93V101L92 100H90L89 101ZM100 100L102 101V99L100 98ZM134 100H136V101H134ZM197 100V99H196ZM204 100V99H203ZM225 100V99H224ZM230 100H231V98H230ZM92 101V102H91ZM101 101H100V103H101ZM126 101V100H125ZM142 101V100H141ZM209 101V100H208ZM223 101V100H222ZM64 102V103H65ZM98 102H99V100H98ZM194 102H195V100H194ZM235 102V101H234ZM78 103V102H77ZM88 103V104H87ZM116 103H117V101H116ZM137 103H139V102H137ZM147 103V102H146ZM220 103V102H219ZM236 103V104H237ZM71 104V105H72ZM79 104V103H78ZM80 104V105H81ZM93 104H95L94 102H93ZM125 104V103H124ZM123 104V105H124ZM131 104H133V103H131ZM142 104V103H141ZM212 104V103H211ZM224 104V103H223ZM229 104V103H228ZM235 104V103H234ZM66 105V104H65ZM69 104H68V102H67V106H68ZM73 105H72V107L71 108H73ZM79 105V106H80ZM95 105H97V104H95ZM118 105V104H117ZM120 105H119V107H120ZM126 105V106H125ZM124 105V107H126V109H125V111H128L129 110V108H128V106L127 105H130L129 103H126ZM139 106H140V104H138ZM143 105V104H142ZM196 105V104H195ZM261 105H262V103H261ZM132 107H134V106H136V105H131ZM144 106H146V104H144ZM231 106V105H230ZM264 106V105H263ZM143 107V106H142ZM142 107H140V108H142ZM195 107V106H194ZM238 107H239V105H238ZM237 107V108H238ZM259 107H261L260 105H259ZM69 109H70V111H72V109L70 108V106L68 107ZM77 107L75 106V109H76ZM123 108V107H122ZM122 108L120 109V113H121V110H122ZM128 108V109H127ZM136 108V109H135ZM135 108H133L134 109V111H136V112H134L132 109V113L131 112H129L130 113V115H129V113H128V117H130L131 119L132 118H134L135 119V121H136V118H138V116H140V115H142V118L141 119H143V121H144V117L145 116H143V115H146V114H144L147 110H145V109H143L144 110V112H142L141 111V109H139L140 111L138 112L137 110H138V108L137 107H135ZM253 108V107H252ZM257 108H258V106H257ZM263 108V107H262ZM78 110H79V107L77 108ZM117 109V108H116ZM157 109V108H156ZM210 109V108H209ZM253 109H255V107L253 108ZM74 110V109H73ZM124 110V109H123ZM122 110V111H123ZM149 110V109H148ZM150 110H154V109H150ZM149 110V111H150ZM238 110H239V108H238ZM243 110V109H242ZM242 110H241V112H242ZM248 110V111H249ZM75 111V110H74ZM73 111V112H74ZM124 111V112H125ZM149 111H147L146 113H148ZM157 111V110H156ZM240 111V110H239ZM244 111H246V109L244 110ZM243 111V112H244ZM258 111V113H259V110H257ZM257 111H256V113L255 112H253L254 113V115H253V117L255 116V114H258L257 113ZM264 111V110H263ZM72 112V113H73ZM78 111H75L74 113H77ZM187 112V111H186ZM192 112V111H191ZM249 112H251V110L249 111ZM79 113V112H78ZM77 113V114H78ZM126 113V112H125ZM135 113V114H134ZM150 113V112H149ZM156 113V112H155ZM203 113V112H202ZM76 114V115H77ZM132 114H133V117H132ZM136 114L138 115V116H136ZM193 114V113H192ZM236 114V113H235ZM109 115H111V114H109ZM147 115H149V114H147ZM153 115V114H152ZM189 115V114H188ZM225 115H227V114H225ZM119 116H120V118H121V115L119 114ZM124 116H125V114H124ZM136 116V117H135ZM176 116V115H175ZM243 116H245L244 114H243ZM249 116H251V115H249ZM248 116V117H249ZM260 116H261V112H260ZM260 116H258V115H256V118L257 117H259V118H257V119H260L261 120V117L263 116L264 117V114H262V116L260 117ZM112 118H113V116H111ZM141 117V116H140ZM147 117V116H146ZM182 117V116H181ZM236 117H240V116H237L236 115ZM248 117H243V118H248ZM262 117V118H263ZM79 118V117H78ZM130 118H128V119H126L125 118V121L127 120H129ZM151 118H153V117H151ZM175 118V117H174ZM183 118V117H182ZM189 118V117H188ZM255 117H254V121H256L257 119H256ZM140 118H138V120H141ZM172 119V118H171ZM250 119L251 118H249V121H250ZM253 119V118H252ZM76 120H77V118H76ZM76 120H74V123H75V121ZM79 120V119H78ZM77 120V122H78V125L80 126V121H78ZM115 120V119H114ZM119 120V119H118ZM121 120V119H120ZM149 121L148 122H153V121H151L150 120V118L148 119ZM177 120V119H176ZM187 120H189V119H187ZM192 120V119H191ZM237 121H239L240 122V119L238 118V119H236ZM260 120H259V122H260ZM264 118L261 120L263 123H264ZM39 121L40 122H42V123H44L43 121H45V118H43V117H41L40 119H39ZM131 121V122H130ZM146 121H147V119H146ZM184 121V120H183ZM254 121L252 120V121H250V123L252 122V124L254 123ZM76 122V123H77ZM133 121L132 120H129L128 122H125L126 124H128V123H132ZM138 122V124H140L139 123V121H137ZM142 122V121H141ZM148 122H142V125L144 124V126H145V124H151V123H148ZM239 122H237V123H239ZM242 122V121H241ZM240 122V123H241ZM258 122V123H259ZM119 123L121 124V122L119 121ZM124 123V124H125ZM154 123V125L156 124V125H158L155 121L153 122ZM152 123V124H153ZM168 123V122H167ZM173 123V122H172ZM243 123V122H242ZM257 125L256 126H258L259 124L257 123V121L255 122ZM45 124V123H44ZM133 124V123H132ZM131 124V125H132ZM152 124H151V126H152ZM181 124V123H180ZM214 124V123H213ZM245 124V123H244ZM78 125H76L77 127H78ZM85 125V124H84ZM84 125H81V126H84ZM134 125V124H133ZM133 125H132V127H133ZM155 125V126H156ZM175 125V124H174ZM248 125V124H247ZM255 125V124H254ZM74 127H75V125H73ZM150 126V127H151ZM187 126H188V124H187ZM186 126V131H189V130H193V128H191V129H189L190 127L188 126L187 127ZM199 126H201V125H199ZM199 126H196V129L197 128H199ZM249 126V125H248ZM264 126V125H263ZM263 126H262V128H263ZM74 127L72 128L73 130L72 131H74V132H76L77 130H80V129H75L74 130ZM87 127V126H86ZM112 127H114V126H112ZM119 127H121V125L119 126ZM136 127V126H135ZM138 127H141V124H140V126H138L137 125V128ZM150 127H148V126H146L145 128H149V130H145L144 128V131H146L145 133L147 134V135H149V133H150ZM153 128H155L154 126H152ZM159 126H157V128H158ZM177 127V126H176ZM191 127H192V125H191ZM242 127V126H241ZM254 127V126H253ZM252 127V130H250V133H249V135H247V129H245V127H244V129L246 130V132H244V133H246V137H250V135L253 133H251V131H253L254 130V132L257 130V127H255V128H253ZM259 127H261V126H259ZM84 128V127H83ZM88 128H89V126H88ZM93 127H91V129H92ZM117 128V127H116ZM123 128H125V130L127 129V127L124 125L123 126ZM157 128H155V131H156V129ZM225 128V127H224ZM235 128V127H234ZM240 128V127H239ZM238 128V129H239ZM243 128V127H242ZM249 128L251 129V127L249 126ZM29 129H27V130H29ZM81 129H82V127H81ZM85 129V128H84ZM90 129V132H93V131H96V129L94 130V128H93V130H91ZM115 129V128H114ZM128 129H129V127H128ZM127 129V130H128ZM132 129V128H131ZM141 129V128H140ZM152 129V128H151ZM172 129V128H171ZM202 129H204V128H202ZM214 129V128H213ZM238 129H237V133L239 132L238 131ZM261 128H259V130H260ZM109 132H110V128L109 129H107ZM113 128H111V132L110 133H112V135L113 136H115L114 138H116L117 136H119V139H121V137H120V135H118V134H115L113 131ZM119 130H120V128H119ZM125 130H123V134L125 133H128L129 134V132H125ZM126 130V131H127ZM132 130H134V129H132ZM243 130V129H242ZM263 131H264V129H262ZM70 131V133H71V129L69 130ZM87 131V130H86ZM149 131V132H148ZM152 131H153V129H152ZM152 131H151V138H153V136H154V134H152ZM158 131L160 132V130H157V132H154L153 131V133H157L158 134ZM194 131V130H193ZM193 131L192 132H189V136H187V137H189V139L191 138L192 139V137H196L195 136V134L192 136L191 134H193ZM204 131V130H203ZM215 130H213V132H214ZM244 131V130H243ZM133 132V131H132ZM139 132H140V130H139ZM170 132V131H169ZM212 132V133H213ZM231 132V131H230ZM241 133H243L242 131H240ZM239 132V133H240ZM257 133L259 132L258 130L256 131ZM255 132V133H256ZM66 133V131H65V129L64 128H61V130H60V135L61 136H63L64 134ZM83 133V132H82ZM141 133H143V131H142V129H141ZM186 133H188V132H186ZM207 132H205V134H206ZM243 133V134H244ZM257 133H256V136H257ZM77 134H79V133H77ZM76 134V135H77ZM128 134H127V136H128ZM160 134V133H159ZM175 134V133H174ZM178 134V133H177ZM208 134V133H207ZM214 134V133H213ZM254 134V133H253ZM251 135V137L252 136H255V135ZM263 134H264V132H263ZM68 135H69V133H68ZM80 135H84V136H86L85 135V132L83 133V134H80ZM79 135V136H80ZM88 135V134H87ZM149 135V136H150ZM176 135V134H175ZM182 135V134H181ZM190 135H191V137H190ZM202 135H204V134H202ZM221 135V134H220ZM260 135H262V131H261V134ZM260 135L258 136V138H262V137H260ZM26 137H29V138H31V136L29 135V136H27V134L25 135ZM66 136V135H65ZM70 136H72L71 134H70ZM94 136H96V133L94 134ZM130 136V135H129ZM170 136V135H169ZM200 136H201V134H200ZM239 136V135H238ZM242 136V135H241ZM255 136V138H257ZM25 137V138H26ZM90 137H92V135H90ZM109 137V136H108ZM107 137V135H106V139L108 138ZM125 137H126V135H125ZM131 137V139H132V136H130ZM130 137H128V138H130ZM135 136H133V139L132 140H134V139H137V138H134ZM138 138H140L141 139V137L142 136H137ZM160 138H161V135L159 136ZM159 137H157L158 139H159ZM177 137V136H176ZM175 137V138H176ZM182 137V136H181ZM197 137H198V134H197ZM195 138V140H198L199 142L200 141H203V140H201V139H199V138H202V136L201 137H198V138ZM245 137V136H244ZM264 137V136H263ZM73 138V137H72ZM81 138V137H80ZM127 138V137H126ZM127 138V139H128ZM150 138V139H151ZM154 138H156V136H154ZM180 138V137H179ZM204 138V137H203ZM206 138V137H205ZM208 138H210V137H207V140H205V142H207V141H210ZM242 138V137H241ZM240 138V139H241ZM26 139H28V138H26ZM32 139V138H31ZM30 139V140H31ZM109 139H112V138H108L107 139V141L109 142H113V143H116V141L114 142V140L112 139V141L111 140H109ZM118 139V137L115 139V140H117ZM127 139H125V141H127ZM244 139H247V138H244ZM253 139V138H252ZM30 140H26V142L28 143H22V144H16L17 146H19L18 148L19 149H16V147H15V145H13L12 146V148H14L15 147V149L16 150H21L20 149V147L22 148V146L21 145H23V147L27 144V147H25L26 148V150H24V152H21V151H18V152H11V153H9L10 155L9 156H11V158H15L16 159V163H15V166H14V163H13V161L11 162V164L13 165V167L14 168H11L12 167V165L10 166L9 164H7V165H9V167L11 168V170L13 169V171L15 172V173H17V174H19V173H26L27 175H28V177H30L29 176V174H31V167H32V158H33V150H32V147H31V145H30ZM76 140V139H75ZM145 138H143V141L141 140H136V143H135V141H133L135 144L134 145H139V143L140 142H144V144H145ZM152 140V139H151ZM151 140H148V141H150L151 142ZM160 140V139H159ZM194 140V139H193ZM194 140V142L195 143H197L196 141ZM234 140H236V139H234ZM248 140H250V139H248ZM258 140V139H257ZM43 142L45 141L46 143L45 144H47V146L49 145L48 143H50L51 141H52V136H45L44 138H43V140H42ZM81 141H82V138H81ZM106 141V145H107V142ZM128 141L130 142V140L128 139ZM137 141H138V143H137ZM140 141V142H139ZM165 141V140H164ZM243 141V140H242ZM260 141V140H259ZM263 141H264V139H263ZM262 140H261V142H263ZM33 142V141H32ZM31 142V143H32ZM133 142H132V144H130V146L132 147L133 146ZM146 142H147V140H146ZM152 142H154V139L152 140ZM157 141H155V143H156ZM176 142V141H175ZM186 142V141H185ZM185 142H184V144H185ZM190 142H191V140H190ZM193 142V141H192ZM191 142V143H192ZM193 142V143H194ZM204 142V141H203ZM211 142V141H210ZM209 142V143H210ZM85 143V142H84ZM83 142H82V144H84ZM120 143V142H119ZM118 143V144H119ZM131 143V142H130ZM149 143V142H148ZM188 143V142H187ZM244 143V142H243ZM242 143V144H243ZM249 143V142H248ZM248 143H244V144H248ZM253 143H255L256 145H255V147H254V145H252ZM258 143H260V142H258ZM25 144V145H24ZM40 144H42V145H44L43 143H40ZM82 144L80 145V147L78 146V147H76L75 149H76V151H77V149L78 148H80V151L79 152H81L82 151V153L83 152H85L86 151V153H87V150H88V153H90L91 151H89V150H91V148L87 145V143H85L87 146L86 147H89L90 149H88L87 148V150H86V147L85 146H82ZM84 144V145H85ZM114 145V146H112V147H115V146H119V145ZM123 144V143H122ZM154 144V143H153ZM203 145H204V143H202ZM212 143H210V145H211ZM250 144H251V146H250ZM250 144H249V147H251V149H252V146L254 147V148H256L257 150H258V147H256L257 146V143H256V139L252 142H250ZM262 144V143H261ZM90 145L92 146V145H94V148H95V144L94 143H90ZM105 145V146H106ZM120 145H121V143H120ZM173 145V144H172ZM190 145V143L188 144V146ZM198 145L199 146H197V144L193 147V148H200L201 149V145L198 143ZM218 145V144H217ZM34 146V145H33ZM82 146V147H81ZM107 146H110L109 144L107 145ZM122 146L123 145H121V147H120V149H118V151L116 152L115 151V149H116V147L114 148V151L118 154V155H120V152H119V150L122 152V150H123V148H122ZM168 146V145H167ZM171 146V145H170ZM197 146V147H196ZM35 147V146H34ZM84 147H85V151H83L82 150V148L84 149ZM93 147V146H92ZM124 147V146H123ZM186 147V146H185ZM190 147V146H189ZM206 147V146H205ZM209 147V146H208ZM247 147L248 146H246L244 149H245V153H247V154H249L248 152V150H249V148L247 149ZM11 148V151H14L13 149ZM108 148V147H107ZM118 148V147H117ZM121 148H122V150H121ZM126 148V147H125ZM124 148V149H125ZM190 148H192V147H190ZM189 148V149H190ZM192 148V149H193ZM217 148H219V146L217 147ZM132 149V148H131ZM143 149H145V148H139V150H141L140 152H138L137 150V152L136 151H134L135 153H138L139 154V156L141 157V153L144 151V153L145 154H142V155H144L143 157H146L147 155H146V152L147 151H149L148 149L149 148H147L146 150V152H145V150H143ZM156 149V148H155ZM159 149V148H158ZM189 149H187L188 151H190V153L192 152V151H199V150H197V149H195V150H189ZM206 149H209V148H206ZM212 149V148H211ZM241 149H242V147H241ZM247 149V150H246ZM2 150V149H1ZM3 150H4V148H3ZM1 151V153H3V152H6V150L7 149H5V151ZM9 150V149H8ZM7 150V151H8ZM94 150V149H93ZM98 150V149H97ZM105 150V149H104ZM117 150V149H116ZM130 150V149H129ZM170 150V149H169ZM67 151V150H66ZM107 151V150H106ZM108 151L110 152L111 150H109L108 149ZM113 151V157H111L113 160H114V158H117V154H116V156L114 157V155H115V152ZM126 151V150H125ZM207 151V154L208 153H212V152H208V151H212V150H206ZM222 151V150H221ZM246 151H248V152H246ZM251 151V150H250ZM9 152V151H8ZM8 152H7V157H6V159L7 158H10V157H8ZM93 152V151H92ZM92 152H91V154H92ZM95 152V151H94ZM100 152V151H99ZM109 152H107V154H109ZM123 152H124V150H123ZM122 152V153H123ZM131 153L133 152V151H130ZM200 152H202L201 150H200ZM232 152V151H231ZM252 152L253 151H251V153L249 154V157H251V154H252ZM12 153H13V156H12ZM67 152H65V154H66ZM77 153H78V151H77ZM101 153V152H100ZM103 153V152H102ZM106 153V152H105ZM121 153V154H122ZM130 153V154H131ZM154 153H155V150H154ZM162 153V152H161ZM203 153H205V152H203ZM216 153V152H215ZM244 153V154H245ZM256 153H259V152H255V154ZM70 154H72V153H70ZM76 154V153H75ZM137 154V155H138ZM159 154H160V152H159ZM163 154V153H162ZM206 154V155H207ZM231 154V153H230ZM232 154H233V152H232ZM255 154H253L254 156H255ZM2 155H4V154H1V156ZM6 155V154H5ZM83 155V154H82ZM96 155V154H95ZM112 155V153H110V156ZM153 154L151 153V156H152ZM84 156V155H83ZM94 156V155H93ZM125 156V155H124ZM128 156H129V154H128ZM164 156V155H163ZM197 156V155H196ZM211 156V155H210ZM215 156V155H214ZM213 156V157H214ZM227 156H229V154L227 155ZM253 156V157H254ZM256 156H258V155H256ZM259 156H260V154H259ZM131 157V156H130ZM150 157V156H149ZM160 157V156H159ZM198 157V156H197ZM239 157V156H238ZM122 159H125V158H123V155H122V157H121ZM148 158V157H147ZM212 158V157H211ZM216 158V157H215ZM229 158H231V157H229ZM241 158V157H240ZM244 158V157H243ZM256 158H259V157H256ZM133 158H130V159H128V160H132ZM146 159V158H145ZM207 159H210V158H208L207 157ZM233 159H235V158H233ZM253 159V158H252ZM260 159H261V156H260ZM2 160H3V157H2ZM7 160H9V159H7ZM7 160L5 161V162H7ZM11 160V159H10ZM14 160V159H13ZM215 160V159H214ZM237 160V159H236ZM247 160V159H246ZM262 160H263V162H264V159L262 158ZM118 163H119V161L118 160H116ZM247 161H249V160H247ZM250 162V161H249ZM4 163V162H3ZM257 163V162H256ZM259 163V162H258ZM260 163H262L261 162V160H260ZM5 164V163H4ZM3 164V165H4ZM203 164V163H202ZM234 164V163H233ZM236 164V163H235ZM240 164V163H239ZM243 164V163H242ZM249 164H251V163H249ZM248 164V165H249ZM264 164V163H263ZM6 164H5V167L7 166ZM197 165V164H196ZM236 165H238V164H236ZM235 165V166H236ZM244 165H245V163H244ZM243 165V166H244ZM247 165V166H248ZM259 165V164H258ZM202 166V165H201ZM200 166V167H201ZM227 166V165H226ZM4 167V166H3ZM4 167V168H5ZM7 168L8 170L10 169V168ZM122 167V166H121ZM199 167V166H198ZM229 167V166H228ZM240 167H242V165L240 166ZM248 167H250V166H248ZM253 167V166H252ZM254 167H256L255 165H254ZM1 168H2V166H1ZM3 168V170L5 171L6 169H4ZM208 168H210V166L208 167ZM222 168V167H221ZM223 168H225V167H223ZM238 168V167H237ZM244 168H245V166H244ZM260 168V166L258 167V169ZM200 169V168H199ZM202 169V168H201ZM206 169V168H205ZM227 169V168H226ZM254 169V168H253ZM252 169V170H253ZM260 169H264V168H260ZM1 170V169H0ZM203 170V169H202ZM202 170L199 172L200 173V177H202L203 178V173L204 172H207V171H209V170H207V171H204V172H202ZM215 170V169H214ZM223 170V169H222ZM234 170H236V169H234ZM238 170V169H237ZM240 170V169H239ZM255 170V169H254ZM4 171H3V173H4ZM210 171H212V170H210ZM227 171V170H226ZM256 171H257V169H256ZM1 172V171H0ZM6 172H7V170H6ZM195 172V171H194ZM239 172V171H238ZM253 172V171H252ZM251 172V173H252ZM258 172V171H257ZM260 172V171H259ZM2 173V172H1ZM12 173V172H11ZM198 173V174H199ZM207 173H210V172H207ZM236 173H237V171H236ZM244 173H247V172H243V174H241V175H243V177H244ZM248 173H250V172H248ZM192 174V173H191ZM198 174L195 172V176H198ZM215 174H217V171L215 172ZM237 174H239V173H237ZM23 175V174H22ZM236 175V174H235ZM240 174L239 175H237V180L239 179L240 180V178H242L243 179V177L241 176ZM250 175V174H249ZM256 175V174H255ZM12 176V175H11ZM19 176V175H18ZM207 176V175H206ZM208 176H210V175H208ZM246 176V175H245ZM247 176H248V174H247ZM251 176H253L252 174H251ZM14 177H17L16 175H14ZM13 177V178H14ZM19 177H21V175L19 176ZM215 177V175L213 176V175H211L210 177H209V179L210 178H214ZM219 177V176H218ZM240 177V178H239ZM249 177V176H248ZM264 177V176H263ZM23 178V177H22ZM245 178V177H244ZM252 178V177H251ZM18 179V178H17ZM208 179V180H209ZM255 179H257V178H255ZM262 179V178H261ZM11 180V179H10ZM208 180H204L203 179V181H205L206 183H205V185L207 184V182H209ZM245 181H247V178H245L244 179ZM258 180H260V179H258ZM216 182L217 180H216V178H214L213 180H211L210 181V183L211 182ZM244 181V182H245ZM248 181H255L254 179L253 180H248ZM257 181V180H256ZM255 181V182H256ZM261 181V180H260ZM240 182H241V180H240ZM242 182H243V180H242ZM243 182V183H244ZM262 182V181H261ZM24 183V182H23ZM209 183V184H210ZM214 183H211V186L212 185H214V187H215V185H217V184H214ZM218 183V182H217ZM222 183V182H221ZM221 183H218V184H221ZM252 183V182H251ZM13 184V183H12ZM16 184V183H15ZM241 184V183H240ZM239 184V185H240ZM246 184H247V182H246ZM259 184H260V182H259ZM263 184V183H262ZM14 185V184H13ZM16 185H18V184H16ZM30 184H28V186H29ZM245 185V184H244ZM256 185V184H255ZM11 186V185H10ZM241 186H242V184H241ZM249 186H250V184H249ZM262 186V185H261ZM14 187V186H13ZM19 187V186H18ZM23 187V186H22ZM25 187H27V184H25V186H24V188ZM243 187V186H242ZM247 187V186H246ZM254 187V186H253ZM257 187V186H256ZM19 188H21V187H19ZM19 188H17V190L19 189ZM28 188V187H27ZM206 187L204 186V189H205ZM216 188L217 187H215V190H216ZM251 188H252V186H251ZM250 188V189H251ZM259 188V187H258ZM257 188V189H258ZM263 188H264V185H263ZM262 188V189H263ZM10 189V188H9ZM12 189V188H11ZM210 189V188H209ZM214 189V188H213ZM213 189L211 188V190L213 191ZM247 189V188H246ZM13 190V189H12ZM16 190V191H17ZM24 190V189H23ZM207 190V189H206ZM211 190L209 191V193L211 192ZM253 190H255V187H254V189ZM252 190V191H253ZM20 191H22L21 189H20ZM20 191H17V192H20ZM25 192H26V189L24 190ZM208 191V190H207ZM217 191H219V190H217ZM260 191V190H259ZM264 191V189L263 190H261V192H263ZM23 192V191H22ZM260 192V193H261ZM7 193V192H6ZM5 193V194H6ZM10 193H13V192H11L10 191ZM212 193V192H211ZM215 193V192H214ZM228 193V192H227ZM205 194H207V195H210V194H208V193H205ZM213 194V193H212ZM217 194V193H216ZM229 194V193H228ZM7 195V194H6ZM5 195V196H6ZM207 195H205L204 197L206 198V196ZM218 195V194H217ZM21 196V195H20ZM230 196V195H229ZM263 196H264V194H263ZM10 198H12V197H10ZM10 198H9V200H10ZM221 198V197H220ZM230 198V197H229ZM20 199V198H19ZM23 199V198H22ZM204 199V198H203ZM207 200L209 199L208 197L206 198ZM206 199L205 200H203V202L205 203L203 206H202V204H203V202H201V206H202V208H205V209H208V206L207 207H205V205H206V203H207V205H210L211 206V204L210 203H208L210 200H211V198L208 200V202L206 201ZM258 199V198H257ZM256 199V200H257ZM29 200V199H28ZM213 200V199H212ZM234 201V200H233ZM13 202H14V200H13ZM212 202V201H211ZM214 202V201H213ZM218 202V201H217ZM256 202V201H255ZM10 203H12L11 201H10ZM214 203H216V201L214 202ZM219 203V202H218ZM4 204V203H3ZM256 204H257V202H256ZM15 205H16V203H15ZM254 205V204H253ZM264 205V204H263ZM214 206H216V205H214ZM254 206H257V205H254ZM3 207H4V205H3ZM12 207H13V205H12ZM25 207V206H24ZM229 207H231V206H229ZM251 207H253L252 205H251ZM201 208V209H202ZM216 208H218L217 206H216ZM233 208V207H232ZM254 208V207H253ZM257 208V207H256ZM13 209V208H12ZM220 209V208H219ZM248 209V208H247ZM2 210V209H1ZM15 210H17V209H15ZM232 210V209H231ZM205 212V210H203L202 209V212ZM207 211V210H206ZM211 211V210H210ZM219 211H221V210H219ZM248 211V210H247ZM258 211V210H257ZM257 211H256V213H257ZM260 211H261V209H260ZM8 212V211H7ZM6 212V213H7ZM213 213H214V211H212ZM228 212H230V208L228 209ZM254 212V211H253ZM24 213V212H23ZM206 213V212H205ZM217 213V212H216ZM230 213H233V211L232 212H230ZM235 213V212H234ZM245 213H247V212H245ZM249 213H250V211H249ZM252 213V212H251ZM203 214V213H202ZM207 214H210V213H208L207 212ZM252 214H254V213H252ZM262 214H264V213H262ZM26 215V214H25ZM29 215V214H28ZM205 215V214H204ZM247 215V214H246ZM245 215V216H246ZM255 215V214H254ZM257 215V214H256ZM1 216V215H0ZM210 216V215H209ZM209 216L208 217H206V218H208L209 219ZM211 216H212V214H211ZM216 217V214H214L212 217H213V219ZM232 217L234 216V214L233 215H231ZM230 216V217H231ZM248 216H251L250 214L248 215ZM12 217V216H11ZM26 217H27V215H26ZM212 217H210V218H212ZM221 217V216H220ZM263 217H264V215H263ZM14 218V217H13ZM12 218V219H13ZM203 218V217H202ZM260 218V217H259ZM262 218V217H261ZM260 218V219H261ZM26 219H28V218H26ZM29 219H31V218H29ZM217 219V218H216ZM215 219V220H216ZM219 220L220 219H222V217L221 218H218ZM224 220H225V218H223ZM232 219H235V217L234 218H231V220ZM246 219V218H245ZM264 219V218H263ZM13 220H15V219H13ZM203 220H204V218H203ZM206 220L207 219H205V222H206ZM219 220L217 221V222H219ZM254 220V219H253ZM252 220V223H254V225H256V221L254 220L253 221ZM257 220V219H256ZM212 221V220H211ZM223 221V220H222ZM261 221H264V220H262L261 219ZM260 221V222H261ZM27 222V221H26ZM208 222H210V221H208ZM214 222H216V221H214ZM224 222V221H223ZM231 223L233 222V221H230ZM235 222V221H234ZM238 222V221H237ZM251 221H249V223H250ZM225 223H228V222H225ZM224 223V224H225ZM247 224H249L248 222H246ZM245 223V224H246ZM251 223V224H252ZM264 223V222H263ZM216 224V223H215ZM217 224H219V223H217ZM229 224V223H228ZM239 224V223H238ZM258 224V223H257ZM8 225V224H7ZM6 225V226H7ZM19 225V224H18ZM29 225V224H28ZM212 225V224H211ZM230 225V224H229ZM232 225V224H231ZM234 225H236V223H234ZM259 225V224H258ZM5 226V225H4ZM210 226V225H209ZM224 226L225 225H222V227H223V229H224ZM214 227V226H213ZM221 227V226H220ZM221 227V228H222ZM226 227H228L227 225H226ZM232 227V226H231ZM230 227V228H231ZM236 227V226H235ZM239 227V226H238ZM249 227V226H248ZM247 227V228H248ZM252 228H253V226H251ZM257 226H255V228H256ZM260 226H258V228L257 229H260L259 228ZM10 228V227H9ZM17 228V227H16ZM214 228H217V226L216 227H214ZM219 228V227H218ZM255 228H254V230H255ZM263 228H264V225H263ZM262 228V229H263ZM211 229V228H210ZM222 229V230H223ZM226 229V228H225ZM228 229V228H227ZM226 229V230H227ZM234 229V228H233ZM233 229H231V231H233V233H234V230ZM4 230V229H3ZM212 230V229H211ZM236 230V229H235ZM240 230H242V229H240ZM239 230V231H240ZM244 230V229H243ZM242 230V231H243ZM2 231V230H1ZM7 231V230H6ZM12 231V230H11ZM238 231V230H237ZM237 231H235V232H237ZM238 231V232H239ZM261 231H264V230H261ZM244 232V231H243ZM242 232V233H243ZM10 233V232H9ZM224 234L226 233V235L228 234L227 233V231H225V232H223ZM230 234L232 233V232H229ZM241 233V232H240ZM257 233V232H256ZM263 234H264V232H262ZM229 234V235H230ZM260 234V233H259ZM17 235V234H16ZM243 235H244V233H243ZM234 236H235V234H234ZM237 236V235H236ZM235 236V237H236ZM257 236V235H256ZM224 237V236H223ZM240 237H241V234H240ZM246 237V236H245ZM258 237V236H257ZM264 238V237H263ZM226 239V238H225ZM232 239V238H231ZM239 241H242V239H238ZM263 240V239H262ZM244 241V240H243ZM242 241V242H243ZM256 241H258V238H257V240ZM255 241V242H256ZM264 241V240H263ZM241 242V243H242ZM247 242V241H246ZM251 242V241H250ZM253 242V241H252ZM259 242V241H258ZM257 242V243H258ZM244 243V242H243ZM242 243V244H243ZM240 244V242L238 243V245ZM242 244H240L241 246H244V244L242 245ZM248 244V243H247ZM254 245H256V243H253ZM259 244V243H258ZM239 245V250H240V246ZM250 245V244H249ZM253 245V246H254ZM245 248H247V247H250V246H244ZM258 247V246H257ZM264 246H262L261 248H263ZM216 248V247H215ZM214 248V249H215ZM259 248V249H258ZM257 249L260 251V247H258ZM223 249V248H222ZM226 249V248H225ZM235 249H237V248H235ZM242 250H243V248H241ZM251 249H252V247H251ZM253 250H254V248H253ZM257 250V251H258ZM213 251V250H212ZM220 251V250H219ZM226 251V250H225ZM252 251V250H251ZM250 251V252H251ZM255 251V250H254ZM253 251V252H254ZM264 251V250H263ZM223 253H224V255H226L225 257H227L228 255L227 254H230L228 251L226 252V254H225V252H224V249H223V251H222ZM230 252H232V255H230V256H228V258L227 259H229V261L231 262V256L232 257H234L233 256V251H231L230 250ZM235 252V251H234ZM247 252V251H246ZM252 252V253H253ZM261 252H262V250H261ZM211 253V252H210ZM239 253V252H238ZM244 253V252H243ZM258 254H257V256L258 255H260V253L259 252H257ZM263 253V252H262ZM220 254V253H219ZM234 254H237L236 252L234 253ZM221 255H222V253H221ZM220 255V256H221ZM239 255V254H238ZM243 255V254H242ZM246 255H248L247 253L245 254V255H243V258H245V261H246V257H244V256H246ZM251 255V254H250ZM250 255H248V260L246 261V262H248L249 260H254L255 259V257H252V258H254V259H251V257H250V259H249V256ZM254 255H256V252H255V254ZM223 256V255H222ZM215 257V256H214ZM224 257V258H225ZM259 257V256H258ZM261 257L262 258H264V256H262L261 255ZM260 257V259L258 258L257 260H258V263L260 262V263H263L264 264V260L262 261V258ZM221 258V257H220ZM223 258V257H222ZM224 258H223V260H224ZM237 258H238V256H237ZM237 258H235V260L237 259ZM240 258V257H239ZM242 258V259H243ZM226 259V258H225ZM241 259V260H242ZM232 260H234V259H232ZM238 260V259H237ZM260 260V261H259ZM227 261V260H226ZM229 261H227V262H229ZM238 261H240V260H238ZM223 262H225V261H223ZM245 262V263H246ZM256 262V260L255 261H252L251 263H255ZM226 264V263H225ZM228 264V263H227ZM231 264V263H230ZM248 264H249V262H248Z\"/></svg>",
    "mask_w": 264,
    "mask_h": 264
},
{
    "label": "crops",
    "instance_id": "0c3cea01",
    "mask_svg": "<svg viewBox=\"0 0 264 264\" xmlns=\"http://www.w3.org/2000/svg\"><path fill=\"white\" fill-rule=\"evenodd\" d=\"M41 0H0V35L29 26ZM14 33V32H12Z\"/></svg>",
    "mask_w": 264,
    "mask_h": 264
}]
</instances>
